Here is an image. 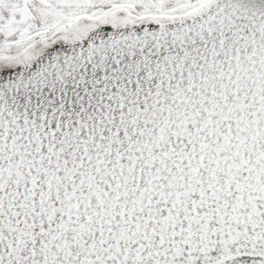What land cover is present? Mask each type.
Masks as SVG:
<instances>
[{"label": "snow or ice", "instance_id": "obj_1", "mask_svg": "<svg viewBox=\"0 0 264 264\" xmlns=\"http://www.w3.org/2000/svg\"><path fill=\"white\" fill-rule=\"evenodd\" d=\"M0 264H264V0H0Z\"/></svg>", "mask_w": 264, "mask_h": 264}]
</instances>
